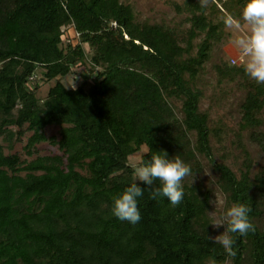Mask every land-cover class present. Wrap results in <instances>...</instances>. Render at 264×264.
I'll use <instances>...</instances> for the list:
<instances>
[{
	"label": "trees",
	"instance_id": "trees-1",
	"mask_svg": "<svg viewBox=\"0 0 264 264\" xmlns=\"http://www.w3.org/2000/svg\"><path fill=\"white\" fill-rule=\"evenodd\" d=\"M243 2L165 0L175 15L167 22L139 17L123 0H0V138L28 133L27 157L39 144L56 149L28 160L0 143V264H264V167L253 171L242 142L248 132L264 148L255 132L264 83L218 52L228 38L222 18H238ZM77 67L84 80L66 88ZM208 72L218 90L210 95ZM231 85L242 97L228 147L221 120L201 104L220 103ZM49 126L57 137L45 135ZM141 147L138 163L177 154L193 176L175 207L145 193L131 226L112 217L111 198L133 181L128 158ZM206 172L222 212L237 201L251 208L255 230L232 234L234 256L212 242L213 189L199 179Z\"/></svg>",
	"mask_w": 264,
	"mask_h": 264
},
{
	"label": "clouds",
	"instance_id": "clouds-1",
	"mask_svg": "<svg viewBox=\"0 0 264 264\" xmlns=\"http://www.w3.org/2000/svg\"><path fill=\"white\" fill-rule=\"evenodd\" d=\"M199 3L201 7H206L208 0H199ZM222 19L227 28L236 31H239L241 21L247 26V31L236 36L231 43L246 58L243 65L245 75L257 84L264 83V0H244L238 18L226 14ZM131 174L133 181L111 198L110 206L112 217L131 226L141 219L138 201L145 193L153 200L166 198L168 204L175 207L184 197L182 181L193 176L191 167L179 155L169 157L164 151L153 152L150 159L134 164ZM209 203L215 208L213 200ZM250 212L251 208L246 203L233 202L208 224L223 227V231L211 239L212 242H219L228 256L235 255L232 234L244 236L255 230Z\"/></svg>",
	"mask_w": 264,
	"mask_h": 264
},
{
	"label": "rangeland",
	"instance_id": "rangeland-1",
	"mask_svg": "<svg viewBox=\"0 0 264 264\" xmlns=\"http://www.w3.org/2000/svg\"><path fill=\"white\" fill-rule=\"evenodd\" d=\"M127 3L133 4L136 8V12L140 15L141 18H154L155 20L164 19L167 22L175 19V15L173 14V11L171 8L168 9V7L163 3L165 0H123ZM175 1H181V0H175ZM179 20V19H177ZM247 31V26L241 21V27L239 31H236L234 29L225 28V33L228 35V38L226 37L225 43L220 46L221 51H218L220 55L224 59H231L237 57L240 52L238 49L233 47L232 41L235 39L238 35H243ZM69 38L72 39L74 36V33L69 30L68 31ZM86 49V46H84ZM222 52V53H221ZM246 62V58H244V62ZM86 69V68H85ZM84 73H86V70L82 69L81 67L74 68L72 73H70L64 80H62L63 85L66 88H75L77 87L83 80H84ZM206 80L208 81V88H207V95H210L212 91L217 93V88L215 87V76L212 72H208L206 76ZM54 84V81L48 82V83H41L39 88L35 92V96L37 99L42 100L45 98L47 90L49 87H51ZM233 93L229 92V87L226 88V93L223 96V99L220 100V103H215L214 105H210L211 102L206 98L202 104L201 109H209L210 113V120L212 122H216L218 119L221 120L223 125V130L226 133V136L224 137L226 139V146L229 147V141L233 138V136L237 133V122L239 120V113H238V103L241 100L242 93L234 86ZM87 87V86H86ZM256 133H263L264 134V114L262 117V124L259 128L255 130ZM58 134V128L49 126L45 129V135L46 136H55L57 137ZM29 134L27 133L24 135L21 140H16L14 133L11 131L10 134H8V140L3 141L2 138H0V143L3 144L4 147V153L5 154H18L20 159H28L31 160L35 157V155H46L50 153L56 152L55 148L50 147L48 144L43 143L35 146L34 155L32 157H27L26 152L24 150V145L26 143L27 136ZM242 142L248 152L251 155V158L253 159L254 166L253 171H258L261 167H264V148L259 147L255 143H253L248 136V132L243 133L242 135ZM216 147V145H214ZM146 151L145 147H141L139 152L131 155L128 158V163L130 166H133L134 164H137L140 156L144 154ZM237 153V152H236ZM232 161V159H230ZM199 179L204 181V184L210 186L213 189V201L215 203L212 204L211 212L214 210V212L210 215L212 219L217 218L222 213V207H223V197L220 195L219 192H217L215 185L213 184V177L210 174V172H206L202 175V177H199ZM263 229H264V218L262 221ZM213 227L214 236L220 234L223 231V227Z\"/></svg>",
	"mask_w": 264,
	"mask_h": 264
},
{
	"label": "built area",
	"instance_id": "built-area-1",
	"mask_svg": "<svg viewBox=\"0 0 264 264\" xmlns=\"http://www.w3.org/2000/svg\"><path fill=\"white\" fill-rule=\"evenodd\" d=\"M244 58L241 54H239L237 57L235 58H231L230 59V63L231 64H239V63H243L244 62Z\"/></svg>",
	"mask_w": 264,
	"mask_h": 264
}]
</instances>
